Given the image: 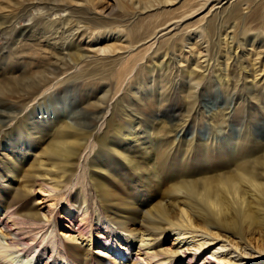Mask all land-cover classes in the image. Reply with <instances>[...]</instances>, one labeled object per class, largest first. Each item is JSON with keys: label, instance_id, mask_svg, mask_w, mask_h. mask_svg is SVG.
I'll use <instances>...</instances> for the list:
<instances>
[{"label": "bare ground", "instance_id": "bare-ground-1", "mask_svg": "<svg viewBox=\"0 0 264 264\" xmlns=\"http://www.w3.org/2000/svg\"><path fill=\"white\" fill-rule=\"evenodd\" d=\"M0 1L2 2L0 9L15 6L8 14L0 13V31L11 28L13 32H16L18 38L15 41V46H18L23 40L35 39L37 41L28 43L25 47L28 49L26 52L32 55V58H30L31 62L28 60V65H24L25 70L21 72V75L0 81V103L3 104V102L11 100L6 98L5 94L22 99L28 98L33 103L30 106L27 103L19 105V113L18 111L0 109V116L5 119L4 123L0 121V131L4 130V127L12 131L18 129L22 123L27 122H22V120L29 115L27 117L30 120L28 121V131L33 132L39 118L38 113H34V111L36 112L37 108L42 107L41 100H36L45 94L51 96L49 92L65 77L72 78L74 74L85 72L86 80H83L82 85H76V90L88 93L85 95L86 97L94 89V86L101 87L102 93L95 100L91 98L82 103H70L68 99L60 101L62 114L58 117L55 116L53 106L40 110L41 113L46 114L44 118L56 117L53 121L57 122L55 124L57 127L51 132L50 138L52 139L46 148V151L49 152H45V154L49 155L53 151L60 162L70 161L71 156L81 151L85 145L90 144L95 139L93 132H96L98 123L104 124L108 115L118 112L125 116L129 110V113L136 112L139 115L147 112H160L167 102L166 89L170 91V94L174 92L181 94V91L186 93L185 100L188 112L191 114L192 105L198 102L199 92H205V90L211 92V89L217 87L213 83L215 79H218L221 88L225 86L235 89L247 87L248 98H245L244 95L241 98L235 97L236 91H234L231 97L235 100L233 99L227 104L228 108L220 107L218 112L210 113L213 121L220 113L221 117L225 118L232 109L242 114V119L247 124L248 116H252V99L255 97L259 99L258 95L263 96L261 93H264V44L262 43L264 41V0H188V8L181 13L177 12L181 7L179 6L173 10L159 11L155 13L157 14L155 18L145 20L146 17L143 14L149 11L155 2H158L156 8L161 5L169 8L171 5L183 4L186 1L149 0L150 6L147 9L122 19V24L117 25L119 27L117 29H112L110 24L103 19L104 16L98 15V12L105 11V8L101 5L100 8L95 6L108 0ZM127 1L137 8H141L135 0ZM5 3L7 4L5 5ZM197 4H199L198 7H196ZM38 6H43V8L35 15L31 9ZM108 8L106 7V9ZM223 9L226 15H219ZM173 11L176 15H170ZM54 12L57 13L58 19L51 22L46 15L49 16ZM147 13L153 15L150 12ZM26 15L29 16V19L27 24L22 26L20 20ZM192 18H197V20L193 21ZM183 20L185 28H179V22ZM203 20L206 21L205 27L201 25ZM229 25H232L233 28L229 29ZM199 27L200 30H198ZM35 28H40L42 31L35 30ZM53 31L62 39L63 48L60 50ZM76 42H78L77 48L73 56H70L74 61L71 66L73 70L69 72L70 64L65 61L67 55L64 50L70 45L71 50L74 49L72 46ZM182 43L194 45L185 54ZM236 45L237 47H235ZM247 45H251V48H248L249 53L246 54L245 61L242 58L245 50H242L241 56L238 50L242 46L248 47ZM189 58L194 60L192 64L188 62ZM36 60L38 65L34 64ZM140 60H144L147 64L141 65ZM173 63L176 65L173 66ZM213 67L216 71L215 76L203 86L205 74ZM180 72L187 73V75L181 76V80H179V74L176 76V73ZM96 75H99L98 79H96ZM144 81L146 85L150 82L148 93L142 95V98H135L132 107L128 108L124 98L133 90L136 92V87H141L138 84ZM163 82H165L164 85H162ZM217 91L219 92V89ZM224 92L229 96L232 91L226 89ZM58 93L60 92L58 91ZM48 101L50 102V100ZM109 101H112L113 104ZM73 103H77L75 107L72 105ZM81 104L83 109L85 106L86 108L84 109L85 115L79 119L74 113L78 110L80 112ZM108 105L109 111L104 115V107ZM69 106L71 111H69ZM28 109L31 110V113L21 114ZM159 118L162 119L159 122L161 126L154 125V121L149 120L150 138L142 143L144 149L140 151V154H144L145 157L136 158L133 154L131 155L132 148H135L133 152L137 154L139 146L136 144L142 142L139 134L134 133L133 129L132 131L128 130L125 134V140L130 138L126 145L109 142L110 145L122 158L130 163L134 162L137 169L155 167L158 171L161 157L160 148L167 149V145L160 147V136L155 132V128L160 130L159 133L166 129L174 131L173 125L171 127L165 125L167 122L165 118ZM217 120L220 122L221 119ZM85 121L89 124L88 126L83 124L86 123ZM132 123L133 120L129 122L130 127H132ZM109 128L110 126L105 130V133L109 132ZM249 129L250 127H248ZM228 136L233 140L218 134L208 135L205 140L207 143H216L227 153H231V162H233L229 172L224 173L226 178H204L206 186L199 190L198 195L211 206L213 205L210 213L198 210L191 205V202L182 199L179 202L164 203L167 205L164 206V209H168L170 214L167 218H161L163 223L152 234H146L145 231L139 234L135 233L136 230H140L141 222L145 218L139 219V227L130 230V235L119 231L109 220L99 216L96 221L98 225L96 233L91 229L87 232V226L80 218L81 223L78 222V229L65 231L66 237L79 239L80 243L90 248L96 239V243L99 242L103 247L97 250L98 255L103 257L116 252L119 254L120 261L123 262L132 260L133 246L139 243L135 254L138 255L143 250L142 253L146 255L144 259L147 258L149 262L154 261L150 262L151 264H175L179 259H187V264H264V136L259 137V139H263L259 142L261 149L257 151L258 155L250 158L239 156L241 144L248 141L245 138V133L241 131L239 135L235 136L229 133ZM18 139L21 140L20 137L16 140L9 138L6 141L9 143L5 145L0 143V148L2 146L5 150H9L10 146L23 148ZM176 139L177 137H175ZM195 140H201L198 132H195L188 140L193 147L197 143ZM20 148L19 150H21ZM30 158L32 159V157ZM211 160L212 158L208 156L205 160L206 166L202 167V170L205 169V172L211 170L209 165ZM115 162L110 159L108 165L99 168L102 172L109 173L111 165ZM249 163L254 165L253 169L249 167ZM39 164L43 165L44 163L40 161ZM30 168H32L31 170L35 169L33 166ZM139 172V174L143 173L141 170ZM45 174L49 173L45 171ZM164 174L166 175V173ZM186 183H190V181H186ZM46 187L52 191L57 190L58 183L50 180L46 183ZM178 187L184 191L187 190L186 185ZM7 207L0 206V264H33L34 262L36 264V259L33 256L18 253L19 249L14 247L13 243L6 241L10 233L5 231L10 228L12 230V226L5 222L9 218H4L8 216L7 212L10 206L7 205ZM48 207L49 220H53L54 203L50 201ZM164 209L159 211L163 212ZM74 210L80 215L88 213L90 207L87 200L85 199L82 205H74ZM70 214L74 216L73 213L70 212ZM210 215H216L219 221L227 225L225 227L215 225L212 220H209L208 216ZM239 220L240 225H246L244 230L237 227ZM53 224L54 222L49 226L51 232H55ZM134 235L135 237H133ZM106 237L110 241H104ZM168 238H172L170 243ZM114 243H117L116 245L121 250H118L116 245L114 247ZM163 243L170 245L163 247ZM255 257L260 260L253 262ZM149 262L144 264H149ZM139 263L141 262H137V264Z\"/></svg>", "mask_w": 264, "mask_h": 264}, {"label": "rangeland", "instance_id": "rangeland-1", "mask_svg": "<svg viewBox=\"0 0 264 264\" xmlns=\"http://www.w3.org/2000/svg\"><path fill=\"white\" fill-rule=\"evenodd\" d=\"M135 1L140 4L141 8H137L127 0H108L101 4H96L95 6L100 8L101 5L105 8V11H99L98 15L101 17L104 16L103 19L110 24L112 29H117L119 28L117 25L122 24V19L134 13L142 12V10L150 6L149 0ZM157 3L158 2H155L150 7L151 9L147 11L153 15H148L147 12L143 14L146 17L145 20L155 18L157 16L155 13L159 11L173 10L179 6L181 7L177 12L181 13L184 9L188 8L189 5V1L186 0L183 4L178 3L176 5H171L169 8L162 5L156 8ZM1 4L2 2L0 1V5ZM6 4L7 3H5V5ZM198 5L199 4H197L196 7H198ZM106 7L109 8L106 9ZM14 8L15 6L12 5L6 9H0V13L4 12L8 14ZM42 8L43 6L32 7L31 12L37 15ZM84 12L83 15L85 14ZM170 15L176 14L173 11ZM219 15H226L224 9L219 12ZM46 17L51 22L58 19V15L55 12L51 13L49 16L46 15ZM28 19V15L24 16L20 20V25H26ZM192 20H197V18H192ZM184 23V20L179 22V28H185ZM205 24L206 21L203 20L201 25L205 27ZM20 25L17 26L20 27ZM229 26V29L233 28L232 25ZM35 30L42 31L40 28H35ZM49 30L52 31L51 29ZM198 30H200V27ZM53 35L58 49H62V39L59 38V35L54 34V31ZM17 38L16 32H13L11 28L0 31V81H6L11 78L13 79V77L20 76L21 72L25 70L24 65H28V60L31 62L30 58H32V55L26 52L28 49L25 47L28 43H36L37 41L35 39L30 41L23 40L18 46H15L14 44ZM262 43L264 44V41ZM77 44L78 42L74 43L72 46L74 49L72 50L71 45L64 50L67 55L65 61H68V64H70L69 72L73 70L71 66L74 62L70 56H73ZM189 44L185 45V43H182V46H184L183 50L185 51L183 52L185 54H187V50L194 45ZM247 46L248 47L242 46L238 50L240 56L242 55V50H245L244 56L242 57L245 61L247 59L246 54L249 53L248 48H251V45ZM235 47H237V45ZM47 61L50 60L47 59ZM193 61V59H188V62H191V64ZM139 62L141 65H144V63L147 64L144 60H140ZM34 64L38 65L37 60L34 61ZM175 65L176 64L173 63V66ZM152 66H154V64H152ZM145 70L147 71L148 69L146 68ZM82 74H84V76H81ZM177 74H179V80H181V76L187 75L186 72L176 73V76ZM215 74V67H213L205 74L202 85L204 86ZM98 78L99 75H96V79ZM83 80H86L85 72L74 74L72 78L65 77L64 80L57 83L56 87L49 92L51 96L45 94L43 97L36 100H41L42 107L37 108L36 112L34 111V113H38L39 118L36 121L33 132L28 131V121L30 120L27 119V117L29 115L22 120V122H27L22 123L20 125L21 127H17L18 129L12 131L4 127V130L0 131V143H3V145L9 143L6 142L9 138L16 140L20 137L21 140H18L23 146V148H20V146H10L9 150H5L3 146L0 148V206L3 208L8 205L10 206L9 210H11H8V216L4 217L6 219L9 218L8 221L5 220V222H8V224L12 226V230L10 228L5 231L8 234L10 233L6 241L13 243L14 247L19 249L18 253H23L30 257L33 256L36 259V264L147 263L149 261H147V258L146 260L144 259L146 255L142 253L143 250H141L138 255L135 254L139 243L133 246L131 253L132 260L123 262L120 261L119 254L116 252L109 253L110 255H105L103 257L98 255L96 253L97 250L103 247L99 242L96 243V239L93 246L90 248L80 243L81 241L79 239L66 237L64 232L68 230H77L78 222L80 224V218H82L87 226V232L91 229L96 233L98 231L96 221L99 216H103L119 231L126 232L130 235V230L139 227V219L145 218L144 221L141 222L142 226L140 230H136L135 233L139 234L145 231L146 234H152L163 223L161 218H167L170 214L168 209H164V206H167L164 205V203L170 201L179 202L182 199L191 202V205L198 210L210 213L213 209V205L211 206L210 203H207L204 198L198 195L199 190L204 189L206 186L204 178H226L224 173L229 172V168H232L233 162H231V153H227L225 149L221 148L218 144L207 143L205 140L207 136L211 134H218L225 138L227 136L233 140L228 134L231 133L235 136L239 135L242 131L245 133V138H247L248 141L247 143L241 144L242 147L239 156L250 158L258 155L257 151L261 149L259 142L263 139H259V137L264 136V93H261L263 96H257L259 99L256 97L252 99V116H248L247 124L242 119L243 115L232 109L225 118L224 116L221 117V113L218 114L217 119H221L220 122L217 119L212 121L210 117V113L218 112L220 107H227L230 101L233 99L235 100V98L231 97L234 91H236L234 93L235 97L241 98L244 95L245 98H248L247 94L249 91L247 87H238L235 89L225 86L221 88L218 84V79H215L213 83L217 87L211 89V92L206 90L205 92H199L198 102L192 105L193 111L191 114L188 112L187 102L185 100L186 93L181 91V94H176L175 92L170 94V91L166 89L167 102L160 112H147L139 115L136 112L129 113V110L128 114L125 116L118 112L112 115L110 114L104 124L101 122L98 123L96 132H93L95 134V139H91L93 141H91L90 144L85 145L81 151L71 156L70 161L60 162L53 151H51L49 155L45 154V152H47V144H49V141L52 139L50 138L52 135L51 132L53 129L56 130L57 127L55 125L57 122L53 120L62 114L60 101L68 99L70 103H82L91 98L95 100L102 93L100 91L101 87L97 84L87 97L85 95L88 93H84L81 90L77 91L76 85H82L84 82ZM149 84L150 82L146 85L145 81L138 84L141 85V87L138 88L137 86L136 92L133 90L124 98V100L127 101L126 106H128V108L132 107L135 98H142V95L148 93ZM164 84L165 82L162 83V85ZM217 89H219V92ZM226 89L232 91L229 96L224 92ZM58 91L60 93H58ZM5 95L6 98L11 100H7V102H3V104L0 103V109L3 111H18L19 113V105L27 103L30 106L33 103L29 101L28 98L22 99L10 94ZM217 96H219V98H217ZM48 100H50V102ZM45 102L46 104L44 105ZM109 103L113 104L112 101H109ZM34 104L36 103L34 102ZM76 104L73 103L72 105L75 107ZM51 106L54 107V112L56 114L54 115L56 117L50 118L52 117L50 116L44 118L46 114L41 113L40 110L45 107L49 109ZM111 107L112 105L110 109ZM70 109L71 107L69 111H71ZM84 109L82 105L80 112L78 110L74 114L80 119L85 115ZM104 109L105 115L109 111V105L104 107ZM25 113H31V110L28 109L21 112V114ZM3 115L8 117L6 114ZM12 116L14 117L15 115L13 114ZM159 117L165 118L167 121L165 123L166 126L169 125L171 127L173 125L174 131L166 129L159 133L160 130L155 128V132L160 136V147L167 145V149L160 148L159 154L161 157L158 163V171H156L155 167L150 169H137L134 162L131 161L130 163V161L118 155L109 142L126 145L130 138L125 140V134H127L128 130L132 131L133 129L135 130L134 133L139 134L138 136L141 137L142 142H138L137 144L135 142V144L139 146L138 151L136 154L133 152L135 148H132L130 151L131 155L133 154L136 158L145 157L144 154H140V151L144 149L142 143L150 138L149 120L151 122L154 121V125H158L162 120ZM4 120L5 119L0 116V121L2 123L5 122ZM131 120H133L131 124L132 127H130L129 124ZM14 123L15 121L13 125ZM83 124L89 125L87 122ZM159 125L161 126V124ZM109 126V132L105 133V130ZM248 127H250L249 130ZM195 132H198L201 140H195L197 143L193 147L188 140L191 139V136ZM175 137H177L176 140ZM94 142L96 143L93 144ZM19 148L22 151L19 150ZM35 153H37V155H34ZM39 153H41V155H39ZM29 156L32 157V159ZM208 156L212 158L209 162L211 170L205 172V169L202 170V167L206 166L205 160ZM110 159L118 163L115 162V164L111 165L109 173L102 172L99 167L108 165ZM40 161L44 164L40 165ZM248 165L253 169L254 165L250 163ZM31 166L35 167V169L31 170ZM139 170L143 173L139 174ZM45 171L49 174H45ZM164 173H166V175ZM204 173L206 174L203 176ZM50 180L58 183L57 190L52 191L46 187V183ZM186 181H190V183H186ZM179 185H186L187 190H182L178 187ZM85 199L87 200L90 210L88 213L80 215L74 210V205H82ZM50 201L54 203L53 209L55 213L53 214V220H49L50 218L48 215ZM160 209H164L163 212H160ZM70 212L73 213L74 216L71 215ZM208 218L212 220L215 225H221L222 227L227 225L219 221L216 215H210ZM52 222H54L52 227H54L55 232H51L49 228ZM237 227L244 230L246 225H240L239 220ZM133 237H135V235ZM168 239L170 243L172 238ZM104 241L108 242L110 240L106 237ZM169 243H163V247H169ZM116 244L117 243H114V247ZM116 247L118 250H121L119 246L116 245ZM258 260L260 259L255 257L253 262H257ZM186 261L187 259H179L175 264H187ZM150 262L149 264H151Z\"/></svg>", "mask_w": 264, "mask_h": 264}]
</instances>
